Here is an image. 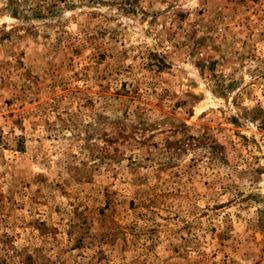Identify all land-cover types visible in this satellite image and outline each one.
I'll return each instance as SVG.
<instances>
[{
    "label": "rangeland",
    "instance_id": "obj_1",
    "mask_svg": "<svg viewBox=\"0 0 264 264\" xmlns=\"http://www.w3.org/2000/svg\"><path fill=\"white\" fill-rule=\"evenodd\" d=\"M0 264H264V0H0Z\"/></svg>",
    "mask_w": 264,
    "mask_h": 264
}]
</instances>
